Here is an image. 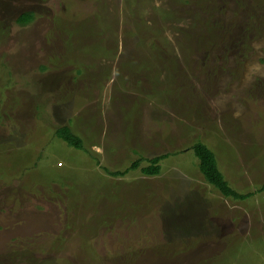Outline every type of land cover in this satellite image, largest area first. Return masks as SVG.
Here are the masks:
<instances>
[{
  "label": "rangeland",
  "instance_id": "1",
  "mask_svg": "<svg viewBox=\"0 0 264 264\" xmlns=\"http://www.w3.org/2000/svg\"><path fill=\"white\" fill-rule=\"evenodd\" d=\"M1 97L0 264H264V0H0Z\"/></svg>",
  "mask_w": 264,
  "mask_h": 264
},
{
  "label": "trees",
  "instance_id": "2",
  "mask_svg": "<svg viewBox=\"0 0 264 264\" xmlns=\"http://www.w3.org/2000/svg\"><path fill=\"white\" fill-rule=\"evenodd\" d=\"M34 18H35V14L33 11H25L17 18V22L21 25H28L33 22ZM5 71L6 70L4 71L2 70V73L5 74L6 73ZM1 101H2V97L0 98V102ZM54 132H56V135L62 138L69 146H72L76 149H82V150L85 149L84 140L78 134L74 133L70 125L67 124L61 125ZM190 149H192L193 154L198 159L199 170L204 176L205 180L209 184L214 186L217 190H219V192L223 196L234 199H245L252 195V193H241L230 185V182L228 181V179L226 178V176L224 175L223 171L219 166L215 151L212 148H210L205 142H203L202 140H197L196 142H194V144L191 146ZM169 156L170 153H166V154L153 156L151 158H146L148 164L143 167H141V162L142 160L145 159V157L141 156L139 159L134 161L130 167H128L124 171H115L112 172V175L124 176L127 173H129L131 170L138 168H140L143 174L145 175H150V176L158 175L161 173V169H162L160 162Z\"/></svg>",
  "mask_w": 264,
  "mask_h": 264
}]
</instances>
